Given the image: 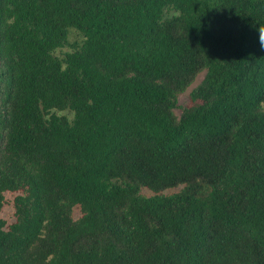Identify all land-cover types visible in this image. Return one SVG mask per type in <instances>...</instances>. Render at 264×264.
<instances>
[{
    "label": "trees",
    "instance_id": "1",
    "mask_svg": "<svg viewBox=\"0 0 264 264\" xmlns=\"http://www.w3.org/2000/svg\"><path fill=\"white\" fill-rule=\"evenodd\" d=\"M263 104L264 0H0V264H264Z\"/></svg>",
    "mask_w": 264,
    "mask_h": 264
},
{
    "label": "rangeland",
    "instance_id": "2",
    "mask_svg": "<svg viewBox=\"0 0 264 264\" xmlns=\"http://www.w3.org/2000/svg\"><path fill=\"white\" fill-rule=\"evenodd\" d=\"M82 39H83V36L78 31L74 30L73 28H70L67 33V42H66L67 44H65L64 46L60 48H57L54 52L57 55H62L63 52L71 50L73 43L80 44ZM204 74H206L205 68H201L194 75L193 79L183 89L178 90L176 92V105L172 108V112L174 113L175 118H179L184 107L189 102V96H190L191 90L202 81ZM261 110L264 111V104L263 106H261ZM54 111H56L57 114H65L68 117L72 116V113L68 111L67 109L54 110ZM180 187L181 185H178L173 188H167V189L162 190V193L168 194V193L177 191ZM139 194L143 196H149L152 194V191L145 187H140ZM11 197H12L11 194L6 193L7 203L3 206L2 211L0 212V215L6 218L7 220H11L13 218L12 216L13 208L11 204ZM73 210H74L72 212L73 216H77L79 214V209L74 208Z\"/></svg>",
    "mask_w": 264,
    "mask_h": 264
}]
</instances>
